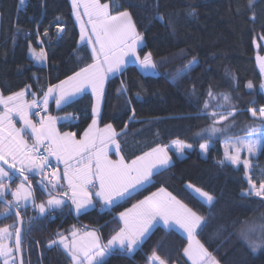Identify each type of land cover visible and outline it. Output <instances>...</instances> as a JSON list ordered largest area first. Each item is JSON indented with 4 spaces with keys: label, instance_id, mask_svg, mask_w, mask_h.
<instances>
[{
    "label": "trees",
    "instance_id": "1",
    "mask_svg": "<svg viewBox=\"0 0 264 264\" xmlns=\"http://www.w3.org/2000/svg\"><path fill=\"white\" fill-rule=\"evenodd\" d=\"M27 6H23L24 3ZM105 2V0H102ZM120 11L132 13L146 47L140 54L152 52L160 72L149 75L137 65H129L122 73L108 78L105 86L100 125L113 124L118 132L121 152L131 161L157 144L170 145L176 139L193 145L183 157L170 149L172 163L152 177V183L117 206H97L77 214L75 206L55 210L28 223L38 214L29 206L22 209L28 232L23 237L25 264H71L65 252L48 242L57 233L69 234L75 228L95 229L103 242L122 226L118 214L138 200L163 187L189 207L208 217V226L198 238L220 261V264H264V248L253 252L241 239L239 231L254 221L264 222V199L243 195L249 184L244 168L221 165L224 158L223 139L211 140L204 155L196 133L211 121L198 110L208 99L209 88L216 94L230 93L238 109L232 134L245 135V125L253 121L247 109L264 106V73L257 56H264V0H118ZM0 0V89L10 95L31 85L38 95L51 84L72 75L92 62L91 49L80 45V30L71 0ZM195 9L196 15H188ZM163 15L165 22L156 19ZM253 13L255 19L252 18ZM171 21V24L167 23ZM63 27V32L58 28ZM47 31V35H45ZM45 50L47 64L30 57V50ZM79 57V58H78ZM192 57L198 63L179 80L172 75ZM251 81L252 89L247 88ZM123 82L128 91L118 93ZM193 85L196 95L193 96ZM139 94V95H137ZM93 94L86 92L58 114L78 113V119L60 124L61 130L81 135L92 120ZM129 99L131 103L129 104ZM210 103H214L210 101ZM135 109L133 117L132 109ZM54 111V107H52ZM253 178L264 173V151L258 154ZM36 202L46 197L38 187L39 177H30ZM255 180V179H254ZM14 181L12 184L18 182ZM189 184L215 196L210 209L202 203ZM11 199V196H8ZM4 204L0 202V210ZM14 215L0 217V226L15 224ZM133 253L116 252L107 264H150L155 250L168 264H191L183 255L187 236L177 229L156 226Z\"/></svg>",
    "mask_w": 264,
    "mask_h": 264
},
{
    "label": "snow or ice",
    "instance_id": "2",
    "mask_svg": "<svg viewBox=\"0 0 264 264\" xmlns=\"http://www.w3.org/2000/svg\"><path fill=\"white\" fill-rule=\"evenodd\" d=\"M20 3L23 4L24 0ZM254 3L255 0H249V7ZM71 5L80 27L79 43L91 49L92 62L59 83L49 85L46 90L41 89L39 95L31 90V85L7 96L0 92V200L4 204L0 217L6 219L14 215L17 218L15 224L0 227V264H24L22 209L26 210L29 206L38 209V214L29 218L28 223L31 224L70 205L75 206L77 214L87 211L94 206L93 197L98 198L103 208L117 206L135 197L142 188L152 183L155 174L171 165L169 147L179 155L193 147L184 140L176 139L171 145L157 144L130 162L120 155L121 146L116 139L119 134L112 124H106L103 129L98 126L105 83L110 75L122 73L129 62L138 64L141 72L149 75L157 74L158 65L150 51L141 58L140 51L146 47L144 35L138 30L130 11L118 10L121 7L118 0H71ZM188 15H196L195 9L190 10ZM252 18L255 19L254 13ZM156 19L165 22L159 13ZM167 23L171 24V21ZM63 31V27L58 28V32ZM31 51L37 61L47 59L43 49L38 54L35 50ZM257 61L264 73V56H257ZM197 63L196 57H192L176 70L172 80L186 76ZM247 88H253L251 81L247 83ZM260 88L264 89V83ZM88 90L95 98L91 108L92 120L78 139L76 132H61L57 127L62 120L71 122L78 117L72 114L53 116L48 107L50 102H54L58 109L68 107ZM117 91L126 94L128 89L121 82ZM192 94L196 95L194 85ZM206 96L208 99L197 115H203L211 123L196 133L205 141L199 144V149L207 154L212 146L211 140L222 138L224 158L218 163H227L237 169L242 165L249 184L243 195L264 199V178L259 183L253 179L250 173L253 165L247 158L256 157L264 151V106L247 109L253 121L245 125L244 136H235L231 130L236 127L238 109L231 94H216L209 88ZM132 112L134 117V108ZM33 116L38 120H33ZM17 118L21 122L20 127H17ZM110 148L119 159L109 157ZM242 153L246 154L243 159ZM37 176L40 177L38 187L48 197L45 202H36L30 177ZM16 180L19 183L12 188ZM188 187L199 194L202 203L209 209L214 206L216 198L213 194L192 184ZM9 195L12 199H8ZM118 220L122 226L106 243L97 231L85 230L81 233L73 226L69 235L57 233L58 238L50 240L48 246L61 248L71 264H107L108 258L116 252H135L153 227L162 221L169 229L179 228L186 233L188 244L183 248V255L191 264H220L198 238L199 232L208 226V217L184 204L163 187L120 212ZM239 235L253 252L264 248V223L246 225L240 229ZM148 260L150 264H168L155 250Z\"/></svg>",
    "mask_w": 264,
    "mask_h": 264
},
{
    "label": "crops",
    "instance_id": "3",
    "mask_svg": "<svg viewBox=\"0 0 264 264\" xmlns=\"http://www.w3.org/2000/svg\"><path fill=\"white\" fill-rule=\"evenodd\" d=\"M76 19V18H75ZM85 19H86V17H85ZM77 25H78V27H79V23L77 22ZM79 30H80V27H79ZM80 36V35H79ZM81 45V44H80ZM31 50H35V53L36 54H38L39 52H40V50H36V49H31ZM30 50V57H31V59H34L37 63H40V64H47V62H48V60L46 59L45 61H43V62H40V61H37L36 60V58H35V55L33 54V51H31ZM44 52H45V50H44ZM46 53V52H45ZM47 55V54H46ZM112 75H110L109 77H111ZM106 83H107V81H106ZM106 83H105V86H106ZM0 92H1V89H0ZM88 92H91L90 90H88ZM104 94H105V91H104ZM4 95V94H3ZM6 96V95H5ZM28 99H31V96H28L27 97ZM52 107H54V111H52ZM103 107V106H102ZM57 110H58V108L56 107V105H55V103L54 102H50V107H49V112H50V114L51 115H53V116H59V117H63V116H65L66 114H58L57 113ZM68 114H72L73 115V113H68ZM32 118H34V116L32 117ZM62 122H65V121H60V122H58V124H57V127H58V129L61 131V132H67V130L65 131V130H61V128H60V124L62 123ZM21 126V122H18L17 123V127H20ZM99 128H101V129H103V127L100 125V123H99ZM118 133V132H117ZM82 135H83V133L81 134V135H78L77 134V138L79 139V138H81L82 137ZM117 139V138H116ZM117 141H118V139H117ZM119 142V141H118ZM120 144V143H119ZM170 150V149H169ZM120 155H123L122 154V152H121V147H120ZM169 155L171 156V152L169 151ZM109 157L111 158V159H113V160H117V159H119V156L118 155H116L115 154V152L112 150V148H110V150H109ZM125 158V157H124ZM126 161H127V159H125ZM127 162H130V161H127ZM169 167V166H168ZM61 170H62V168H61ZM12 185H15L16 186V184L14 183V184H12ZM192 189V188H191ZM193 190V192L197 195V196H199V194H197L195 191H194V189H192ZM168 191V190H167ZM169 192V191H168ZM177 198V197H176ZM199 198H201V197H199ZM48 199V197H47V195H46V200ZM97 199L98 198H96V197H93V203H94V206L93 207H89L87 210H89V209H92V208H94V207H96L97 206ZM45 200V201H46ZM178 200H180V199H178ZM181 201V200H180ZM184 203V202H183ZM185 204V203H184ZM32 210H34V209H32ZM37 212H38V209H37ZM82 212H84V211H82ZM7 225H11V224H6V225H4V226H7ZM158 225H162V226H164V227H166V228H168L167 226H165L164 224H163V222L161 221L159 224H157V225H155L154 227H153V229L156 227V226H158ZM4 226H0V227H4ZM79 230L81 229V228H78ZM152 229V230H153ZM89 230H94V229H89ZM177 230L178 231H180L181 233H183L184 235H186V233H184L183 232V230H181V229H179V228H177ZM95 231H97V230H95ZM98 232V231H97ZM152 232V231H151ZM150 232V233H151ZM81 233H83V232H81ZM99 233V232H98ZM66 236L67 235H69V234H65ZM187 236V235H186Z\"/></svg>",
    "mask_w": 264,
    "mask_h": 264
},
{
    "label": "rangeland",
    "instance_id": "4",
    "mask_svg": "<svg viewBox=\"0 0 264 264\" xmlns=\"http://www.w3.org/2000/svg\"><path fill=\"white\" fill-rule=\"evenodd\" d=\"M24 1H26V0H24ZM140 56H141V58H143V56L140 54ZM40 64V63H39ZM137 65L138 67H139V65L138 64H136V63H131V62H129L128 64H127V66H129V65ZM126 66V67H127ZM160 72V68H158L157 69V73H159ZM118 74V73H117ZM105 91V90H104ZM94 98V97H93ZM95 99V98H94ZM104 100V99H103ZM103 106V102H102V105H101V111H102V107ZM49 107H50V103H49ZM49 107H48V112H49ZM50 113V112H49ZM65 114H68V113H65ZM33 120H35L34 118H33ZM19 121H17V123H18ZM99 123H100V119H99ZM111 124V123H110ZM105 126V125H104ZM104 126H102L103 128H104ZM112 126H113V128H114V125L112 124ZM115 129V131L117 132V130H116V128H114ZM240 136H244V135H241L240 134ZM172 144V143H171ZM170 144V145H171ZM223 144V143H222ZM169 149H172V150H174L172 147H169ZM170 151V150H169ZM175 151V150H174ZM185 154H186V150L184 151V153H183V155H179L178 154V156H180V157H183V156H185ZM204 155H206L205 153H203ZM246 157V154H243L242 153V159L243 158H245ZM257 157H258V155L256 156V157H247V158H249L250 160H251V163H252V165H253V167H252V169H250V173H251V170H253L254 168H255V164H256V161H257ZM242 166V165H241ZM61 168H62V166H60ZM62 171V170H61ZM252 174V173H251ZM264 174V173H263ZM262 178H264V175H262V173H257V175L255 174V177L253 178V179H255L256 181H257V183H259V180L260 179H262ZM39 179H40V177H39ZM63 182V181H62ZM19 183V181L18 182H16L15 184H18ZM11 187L12 188H15V185H11ZM11 199H12V197H11ZM45 200H46V197L44 198V199H42V200H40L38 203H40V202H45ZM108 208H110V207H108ZM260 223H264V222H262V221H254L252 224H260ZM252 224H250V225H252ZM76 229H78V228H76ZM84 229V228H83ZM86 230H89V229H86ZM95 230V229H94ZM84 231H85V229H84Z\"/></svg>",
    "mask_w": 264,
    "mask_h": 264
},
{
    "label": "water",
    "instance_id": "5",
    "mask_svg": "<svg viewBox=\"0 0 264 264\" xmlns=\"http://www.w3.org/2000/svg\"><path fill=\"white\" fill-rule=\"evenodd\" d=\"M9 199V198H8ZM0 202H2L3 203V201L2 200H0ZM21 216H22V214H21ZM15 217V216H14ZM23 219H24V224L22 225V255H23V260H24V254H23V240H24V236H25V234L28 232V227H26L27 225H26V222H25V218L23 217ZM16 221H17V218H16ZM18 256L20 255V254H17ZM24 264H25V260H24Z\"/></svg>",
    "mask_w": 264,
    "mask_h": 264
},
{
    "label": "built area",
    "instance_id": "6",
    "mask_svg": "<svg viewBox=\"0 0 264 264\" xmlns=\"http://www.w3.org/2000/svg\"><path fill=\"white\" fill-rule=\"evenodd\" d=\"M27 5H28L27 2L23 4L24 7L27 6ZM73 115H75L76 117L79 116L78 113H74ZM34 119H35V120H38V117H35V116H34ZM17 121H19L18 118H17ZM30 142H31V141H30ZM61 166H62V165H61ZM101 206H102V205H101ZM83 231H84V229L81 228V229H80V232H83Z\"/></svg>",
    "mask_w": 264,
    "mask_h": 264
}]
</instances>
